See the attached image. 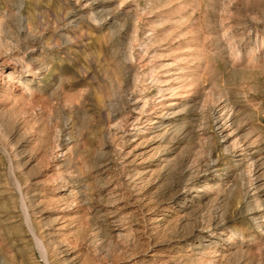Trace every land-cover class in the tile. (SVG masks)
Here are the masks:
<instances>
[{"label":"rangeland","instance_id":"1","mask_svg":"<svg viewBox=\"0 0 264 264\" xmlns=\"http://www.w3.org/2000/svg\"><path fill=\"white\" fill-rule=\"evenodd\" d=\"M0 45V264H264V0H0Z\"/></svg>","mask_w":264,"mask_h":264},{"label":"bare ground","instance_id":"2","mask_svg":"<svg viewBox=\"0 0 264 264\" xmlns=\"http://www.w3.org/2000/svg\"><path fill=\"white\" fill-rule=\"evenodd\" d=\"M102 12H104V11H102ZM92 20V19H91ZM20 22H22V20L20 21ZM2 26V25H1ZM20 32V31H19ZM23 32V31H22ZM26 34V33H25ZM26 36V35H25ZM12 45V44H11ZM1 46V45H0ZM13 48V47H12ZM9 59V58H8ZM32 59V58H31ZM34 60V59H33ZM29 63L28 62H24V68L27 70L28 69V67L30 68V66L28 65ZM29 71H30V69H29ZM36 71H37V75H40V73H41V71H42V69L40 68V67H36ZM24 72L22 71V68H20L19 69V71H17L15 68H13L12 69V71L10 72V73H8V75H7V79L9 80V82H11V84H18V85H20V86H22V87H24V89H25V91H27V86H28V83H25L26 82V79L24 78ZM30 77V76H29ZM34 94V93H33ZM219 111L217 112V113H215V114H218L219 112H221L222 110H223V108H221V109H218ZM229 118L227 117L226 119H222L221 120V118H214V121H213V126H214V128L219 132V133H221L222 132V130H223V128H224V126L227 124V122H231V119L229 120ZM231 124V123H230ZM214 129V130H215ZM217 132V133H218ZM246 145H248L247 144V142L243 145V147H245V148H247L246 147ZM249 158H250V160L252 161V163L254 164V169H253V173L255 174L254 175V178L252 179L254 182H257L258 180H259V175H258V172L260 171V169H259V167L257 168L255 165V160H257V159H255L256 158V154L254 153V152H252V153H250L249 154ZM246 171V170H245ZM263 177V176H262ZM261 178V177H260ZM253 186V185H252ZM257 187V186H256ZM259 188V187H258ZM257 188V189H258ZM255 189V188H254ZM25 218H27V217H25ZM27 220V219H26ZM35 239V238H34ZM37 247H38V251L40 252V254L42 255V257H43V259H44V255H45V252H44V249L40 246V245H37Z\"/></svg>","mask_w":264,"mask_h":264}]
</instances>
